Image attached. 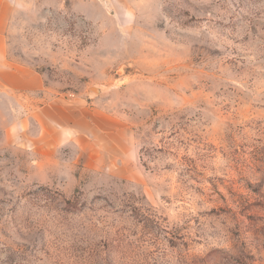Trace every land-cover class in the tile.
Wrapping results in <instances>:
<instances>
[{
    "label": "rangeland",
    "instance_id": "obj_1",
    "mask_svg": "<svg viewBox=\"0 0 264 264\" xmlns=\"http://www.w3.org/2000/svg\"><path fill=\"white\" fill-rule=\"evenodd\" d=\"M5 38L42 83L0 89V264H264V0H19Z\"/></svg>",
    "mask_w": 264,
    "mask_h": 264
},
{
    "label": "crops",
    "instance_id": "obj_2",
    "mask_svg": "<svg viewBox=\"0 0 264 264\" xmlns=\"http://www.w3.org/2000/svg\"><path fill=\"white\" fill-rule=\"evenodd\" d=\"M19 0H0V89L1 87L9 91L28 92L41 89L42 78L38 73L30 71L22 65H12L6 61V28L15 11V4ZM61 110L65 118L63 125L67 130H72L76 125L74 120L75 112L64 103H61ZM58 139L61 135L58 134ZM54 138L53 142L58 139ZM59 141V140H58ZM60 142V141H59Z\"/></svg>",
    "mask_w": 264,
    "mask_h": 264
},
{
    "label": "bare ground",
    "instance_id": "obj_3",
    "mask_svg": "<svg viewBox=\"0 0 264 264\" xmlns=\"http://www.w3.org/2000/svg\"><path fill=\"white\" fill-rule=\"evenodd\" d=\"M92 90L97 92L99 89L94 87Z\"/></svg>",
    "mask_w": 264,
    "mask_h": 264
}]
</instances>
